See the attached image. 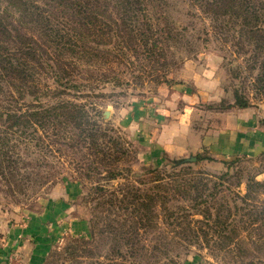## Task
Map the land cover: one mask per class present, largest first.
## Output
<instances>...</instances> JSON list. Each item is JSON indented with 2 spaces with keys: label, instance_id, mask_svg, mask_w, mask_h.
Returning a JSON list of instances; mask_svg holds the SVG:
<instances>
[{
  "label": "rangeland",
  "instance_id": "1",
  "mask_svg": "<svg viewBox=\"0 0 264 264\" xmlns=\"http://www.w3.org/2000/svg\"><path fill=\"white\" fill-rule=\"evenodd\" d=\"M184 1L163 0L166 5L149 8L152 15L170 13L179 33L178 40L163 47V66L152 64L142 51L136 57L130 52L132 65L109 53L100 69L87 67L93 76L106 72L107 80L92 90L82 89L78 97L60 96L86 103L89 114L98 115L97 140H87L83 132L74 138L76 149L60 144L50 150L31 148V157L23 153L30 163H17L13 176L0 175V264H30L40 242L34 235L14 242L10 229L29 225L37 216L44 218L48 236L40 245L44 249L38 245V264H223L206 246L218 242L216 238L178 234L180 228L167 218L168 210L185 209L195 227L203 209L208 207L214 217L221 202L231 209L228 221L239 229L234 243H264L255 227L251 232L243 229L245 217L234 211L235 203L241 205L236 192L244 194L250 179L264 183V148L250 156L211 154L206 144L192 142L184 156L160 150L165 134L174 130L186 134L191 128L203 135L216 130L221 125L218 113L237 106L238 98L264 129V0H245L251 13L227 15L224 22L202 7L194 16L186 14ZM23 31L39 35L35 29ZM48 84L54 85L49 79ZM7 91L2 87L0 97ZM78 133L74 129L69 136ZM177 175L198 185L206 207L196 211L190 199L178 195L167 202L157 200L152 215L132 213V193L145 196L169 189L172 194L173 189L157 187V181L169 182ZM124 219L128 221L121 226ZM144 220V226L139 224ZM253 264H264V256L255 257Z\"/></svg>",
  "mask_w": 264,
  "mask_h": 264
},
{
  "label": "trees",
  "instance_id": "2",
  "mask_svg": "<svg viewBox=\"0 0 264 264\" xmlns=\"http://www.w3.org/2000/svg\"><path fill=\"white\" fill-rule=\"evenodd\" d=\"M162 1L0 0V89H8L0 97V175L13 176L18 172L17 163H30L23 153L31 157V148L50 150L60 144L72 149L76 142L74 138L81 137L83 132H86L83 135L87 140H97L101 136V133H96L101 131V125L94 119L98 115L94 113L95 116H91L86 103L60 96L78 97L82 89L92 90L97 82L107 80L106 72L93 76L88 73L90 70L87 67L100 69V64L107 62L109 53L119 61L132 65L130 52L136 57L142 51L149 56L152 64L163 66L166 58L163 47L178 40L179 33L170 13L165 12L164 16L161 10L154 15L150 13L149 8H154L155 4L166 5ZM184 2L189 9L186 14L194 16L196 10L202 7L215 20L223 18V22L227 15L245 17L251 13L245 0ZM161 21L164 22L162 28ZM23 29H35L39 35L28 34ZM250 32L254 33L252 29ZM48 79L53 86L48 84ZM236 105L246 107L247 103L238 98ZM74 129L80 133L69 136ZM92 144L97 148L96 152L101 151L97 141ZM53 151L55 153L56 149ZM35 163H39V159ZM163 180L158 179L157 187L170 188L175 193H170V196L169 189H157L145 196L132 193L128 199L132 213L144 210L143 215H152L157 200L167 202L178 195L190 199L191 208L196 211L201 210L198 209L200 205L206 207L202 205L206 201L202 199L198 185H190L180 176L169 182ZM100 188L98 184V190ZM262 195L264 183L250 179L244 194L235 193L241 199V205L235 203L234 211L245 217L241 220L243 229L251 232L255 227L257 233L264 236ZM215 206V216L212 217L208 207L203 209L202 220H194L198 223L195 227L190 226V215L185 209L168 210L167 218L171 225L176 224L180 228L181 231H176L174 226L173 230L178 234L187 236L192 233L206 240L216 238L218 242L206 246L210 254L223 264H253L255 257L264 256V243L254 244L251 241L249 244L243 239L233 242L239 237V229L228 221L231 209L224 202ZM150 219L148 217L147 221L152 224ZM127 221L124 219L121 226ZM145 221L139 224L144 226ZM227 240L233 243H227Z\"/></svg>",
  "mask_w": 264,
  "mask_h": 264
},
{
  "label": "crops",
  "instance_id": "3",
  "mask_svg": "<svg viewBox=\"0 0 264 264\" xmlns=\"http://www.w3.org/2000/svg\"><path fill=\"white\" fill-rule=\"evenodd\" d=\"M217 116L221 120V125L216 129L207 131L204 135L197 130L189 129L186 134H181L174 130L170 134H165V143L160 150L171 155L175 153L184 156L189 151L187 143L199 144L198 146L207 145L209 153L221 155H246L250 156L260 152L264 148V129L258 126L254 111L246 107H231L228 110L221 111ZM183 127L181 122L176 123ZM202 134V135H201ZM196 147V146H195ZM190 148H192L190 146ZM44 218L35 217L26 225L10 229V238L17 242L23 243L26 238L33 236L40 242V245L48 238L45 235ZM13 242V243H14ZM38 245L33 251L34 258H30V264H38L39 259L35 258L39 254ZM39 245V246H40ZM45 248V246L41 247ZM27 249V248H26ZM47 249V246H46ZM30 251V248H28Z\"/></svg>",
  "mask_w": 264,
  "mask_h": 264
},
{
  "label": "water",
  "instance_id": "4",
  "mask_svg": "<svg viewBox=\"0 0 264 264\" xmlns=\"http://www.w3.org/2000/svg\"><path fill=\"white\" fill-rule=\"evenodd\" d=\"M192 159H195L194 157Z\"/></svg>",
  "mask_w": 264,
  "mask_h": 264
}]
</instances>
